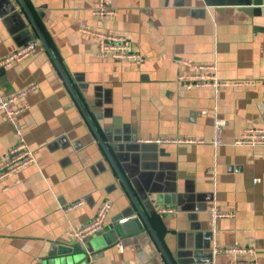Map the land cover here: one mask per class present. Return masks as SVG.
<instances>
[{"label":"crops","instance_id":"obj_1","mask_svg":"<svg viewBox=\"0 0 264 264\" xmlns=\"http://www.w3.org/2000/svg\"><path fill=\"white\" fill-rule=\"evenodd\" d=\"M106 1L114 14L100 17L96 0L24 3L139 204L173 209L149 217L172 259L179 246L192 264H264V147L235 144L264 110V0ZM83 29L126 37L143 61L98 59ZM30 41L32 55L0 67L2 97L36 85L11 103L36 162L0 179V264L73 249L69 230L104 200L91 241L109 244L63 264H166L145 228L110 241L118 218L136 217L131 199L20 4L0 0V60ZM180 75L226 84L187 89ZM14 142L0 112V162ZM212 208L229 216L211 222ZM232 247L252 253L216 250Z\"/></svg>","mask_w":264,"mask_h":264},{"label":"built area","instance_id":"obj_2","mask_svg":"<svg viewBox=\"0 0 264 264\" xmlns=\"http://www.w3.org/2000/svg\"><path fill=\"white\" fill-rule=\"evenodd\" d=\"M114 14V11L109 7V2L106 0H96L95 6L92 8L93 16H107ZM82 33H87L94 36L97 39L98 49L96 57L98 59H103L106 57H111L115 60H130L133 62H142V56L132 47L130 41L123 36L106 34L102 32H95L90 30H82ZM37 49V43L35 41H30L22 47L17 48L15 51L11 52L4 58L0 60V67L6 68L12 63L19 62L30 55H32ZM186 64V62H183ZM211 68V67H210ZM213 69V68H211ZM189 78L184 75L178 76V82H181L183 86L187 89L192 88L193 86H218L224 85L226 83H219L215 80L214 77L205 76L200 77L193 82L188 80ZM262 88L264 89V81L262 82ZM36 88V85L29 86L26 90L17 92L7 98H4L0 95V112L4 116L5 120L10 123L14 130L15 142L8 149L7 158L0 162V179L9 176L18 169L27 166L29 164L35 165V156L34 153L27 147L25 144L23 133L20 128V125L17 122V116L23 111V108L12 109L11 103L16 98L24 97L29 92L33 91ZM264 99V92H263ZM260 126L247 128L242 131L239 137L236 139L235 144L239 146L247 147H264V110L260 115ZM222 122L216 121L214 124L215 135L213 137V144L218 145V130ZM82 202L78 201L70 205L67 209H73ZM110 209V202L104 200L100 206L97 208L93 218L88 221L86 224L78 228H72L68 232L69 239L73 242H82L93 235L99 233L103 229L104 222L107 218V214ZM158 215H166L173 213V209L170 207H159L156 209ZM211 222H214L215 219L220 217L229 216L226 213L219 212L215 208L210 210ZM123 221V220H122ZM218 253H248L251 254L252 250L250 248H224L216 249ZM236 264V263H233Z\"/></svg>","mask_w":264,"mask_h":264},{"label":"water","instance_id":"obj_3","mask_svg":"<svg viewBox=\"0 0 264 264\" xmlns=\"http://www.w3.org/2000/svg\"><path fill=\"white\" fill-rule=\"evenodd\" d=\"M17 2L20 4L22 10L24 11L25 15L33 25V28L35 29L39 40L41 41L45 51L48 53L50 59L52 60L54 66L58 70L60 76L62 77L64 83L66 84L68 90L72 94V97L74 98L81 114L83 115L84 119L86 120L87 124L89 125L91 131L93 132L99 146L103 150L106 158L108 159L110 165L112 166L113 170L115 171L116 176L118 177L120 183L124 187L125 191L127 192L129 198L131 199L134 211L136 213V217L132 218L133 211L131 210L127 216L120 219H125L124 222H118L117 225L113 228V230H110L108 233V236L110 238L111 242H116L120 237L124 235H129L134 233L137 230H142L145 228L148 233L150 234V237L157 247L161 257L165 261L166 264H192V260L185 259L184 252H181L184 247L178 246V252L176 253V260L174 261L172 257L169 255L167 249L163 245V242L159 238V236L156 234L154 227L152 223L149 220V217H153L156 214L157 206H153L151 202L143 203L142 205L139 204L135 196L133 195L131 189L129 188L121 170L119 169L118 165L114 161L111 152L109 150V146L103 141V138L99 134L95 124L93 123L91 117L89 116L87 110L85 109L83 103L79 99L75 89L73 88V85L71 84L69 78L63 71V68L61 67L57 57L53 53L52 49L50 48L49 44L47 43V40L45 39L44 34L41 32L40 28L37 26L35 21L32 19L31 14L29 13V10L27 6L24 3V0H17ZM147 213V215L145 214ZM131 217V218H129ZM98 234V233H97ZM95 236V235H94ZM102 236V234L97 235ZM96 238V237H95ZM93 240L91 237L82 241V242H76L74 243L73 249L63 250L61 252H56L54 248H52V254H50L49 258L43 263V264H63L70 260H76L78 259L83 253L86 254H92L95 250V247H101L105 246L106 244H109L108 242L104 241H98L97 243H92ZM103 240V239H102ZM189 255V254H188Z\"/></svg>","mask_w":264,"mask_h":264},{"label":"trees","instance_id":"obj_4","mask_svg":"<svg viewBox=\"0 0 264 264\" xmlns=\"http://www.w3.org/2000/svg\"><path fill=\"white\" fill-rule=\"evenodd\" d=\"M155 219V218H154ZM160 235H162V232L160 233Z\"/></svg>","mask_w":264,"mask_h":264}]
</instances>
